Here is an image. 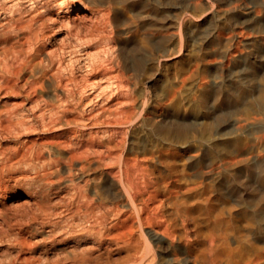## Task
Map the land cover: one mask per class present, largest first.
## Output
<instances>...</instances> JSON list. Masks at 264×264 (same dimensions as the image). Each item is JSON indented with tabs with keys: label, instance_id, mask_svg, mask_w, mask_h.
Listing matches in <instances>:
<instances>
[{
	"label": "rangeland",
	"instance_id": "rangeland-1",
	"mask_svg": "<svg viewBox=\"0 0 264 264\" xmlns=\"http://www.w3.org/2000/svg\"><path fill=\"white\" fill-rule=\"evenodd\" d=\"M32 1L0 0V23L5 24L10 13L14 14V25H18L19 20L25 22L28 15L35 12L44 18L32 25L41 31L38 41L31 39L9 50L7 68L13 69L22 60L34 55V61H40L36 68H46L52 61L55 66L73 70L76 77H83L88 83L90 80L105 82L98 80L102 73H116L118 78H123L126 86L123 91L129 92L131 101L136 104V113L143 111L157 123L188 134L191 138L190 149H178L179 155L187 163L194 160L199 162L206 156L203 134L218 135L234 118H244V107H248L257 117L251 128L258 134L263 133L264 0H61V4L59 0ZM70 18L82 26L79 39L69 32L72 28ZM12 30V41L19 40L20 30ZM17 33L18 37L14 36ZM3 55L0 52V78L8 75L2 63ZM83 71L86 74H82ZM25 88L19 86L8 92L0 89V118H5L3 129L0 128V168L4 167L2 172L10 185L13 184V180L7 177L10 173L19 174L25 170L22 174L30 177L38 173L31 179L32 188L39 192L36 196L18 186L20 188H15L4 200V205L12 210L35 212L39 205L43 209L50 208L46 198H40L41 192L45 194L47 179L54 178V175L47 178L41 176L44 170H48L49 162L57 161L62 181L68 178L65 158L70 146H76L78 139V105L70 100L62 102L72 111L66 115L76 118L74 122L61 125L57 121L52 123L60 115L54 114V111L63 108L55 100L52 86L46 81L42 89L37 88L36 94L30 96H27L28 88ZM115 91L110 88L101 98L107 99ZM56 92L62 95L60 89ZM106 95L109 96L106 98ZM170 102L179 103V109L170 107ZM189 105L197 107L191 109ZM251 128L244 127L243 130L249 131ZM140 129L129 125L127 139L139 135ZM9 156L13 157L11 161L6 160ZM250 161L257 165L264 163V141L257 143ZM77 164L74 162V165ZM159 168L162 174L170 176V180L175 179V176L167 173L165 164H159ZM204 170L207 171V168ZM242 172L247 174L244 168ZM74 184L78 185V179L74 178ZM252 186L255 188L253 193ZM240 187L243 197L237 194ZM168 190L169 197L181 194L175 186ZM213 190L212 199L204 203L199 202L202 198L199 190L184 193L186 205L193 206L198 202V212H206L205 217L201 216L208 227L206 243L217 244L221 233L214 230L212 223L216 217L223 216L219 212H225L221 211V207L227 201L235 206L231 212H235L236 216L244 209L242 203H246V212L254 223L250 237L264 244V188L259 186L257 179L248 184L223 177ZM53 191H47L51 201L55 198ZM65 194L63 200L66 203L70 195ZM63 203L50 210H62L65 206ZM167 206L172 207L170 204ZM65 209L66 206L64 212ZM236 223L246 231L239 222L238 225ZM27 230L30 234L35 233L33 228ZM146 231L153 233L151 229ZM228 242L235 250L236 242L232 235ZM241 246L248 247L244 243ZM211 253L208 254L209 259Z\"/></svg>",
	"mask_w": 264,
	"mask_h": 264
},
{
	"label": "bare ground",
	"instance_id": "bare-ground-1",
	"mask_svg": "<svg viewBox=\"0 0 264 264\" xmlns=\"http://www.w3.org/2000/svg\"><path fill=\"white\" fill-rule=\"evenodd\" d=\"M59 2L61 4V0ZM13 15L8 14L5 24L0 23V52L4 54L2 63L8 73L0 78V89L8 92L22 86L28 88L27 96H30L36 94L37 88L42 89L47 81L55 92V100L63 107L54 111V114L60 115L52 123L57 121L61 125L74 122L76 118L66 115L72 111L62 102L70 100L78 105V139L76 146H70L65 158L67 180L62 181L57 161H50L46 168L48 170L43 169L41 173L42 178L54 175L53 179H47L45 194H40L41 199L48 201V212L42 205L35 212H19L6 207L5 196L20 188L18 186L35 196L39 193L31 186V179L38 173L33 177L22 174L25 170L19 174L10 173L6 175L13 180L10 185L2 172L4 167L0 168V264H264V244L250 237L254 223L246 212L245 202L242 203L244 209L237 216L231 212L235 207L232 202L222 203L221 211L225 212H219L223 216L216 217L212 223L221 236L216 245H208V227L201 218L206 216V212H198V202L193 206L186 205L184 197V193L190 190H199L202 196L199 202L212 199L213 189L218 187L223 177L248 184H252L256 178L259 186L264 188V163L257 165L250 161L257 143L264 141V131L258 134L251 128L257 117L248 107H244V118H234L218 135L203 134L206 156L199 162L194 160L187 163L179 155L178 149H190L191 138L188 134L157 123L143 111L136 113V104L131 101L129 92L123 91L125 83L123 78L116 76L117 70L114 71L115 75L105 72L100 79L97 78L105 82L90 80L88 83L85 78L76 77L73 70L55 66L52 61L46 68H36L40 61L35 62L34 55L25 58L13 69L7 68L9 50L31 39L38 41L41 31L32 25L44 20L43 15L35 12L28 15L25 22L19 20L18 25H14ZM71 26L72 31L69 32L79 39L82 26L75 19H71ZM10 28L20 30L19 40L12 41L11 31L14 30ZM14 36L18 37V33ZM110 88L116 90L115 93L106 95V98L109 96L107 99L101 98ZM57 89L62 91V95L56 92ZM168 105L174 110L180 107L176 102ZM195 107L189 105L188 108ZM4 120L0 118L2 129ZM129 125L141 128L139 135L131 140L127 139ZM244 127L251 130L244 131ZM12 158L9 156L6 160L11 161ZM74 162L78 164L74 165ZM161 163L166 165L167 173L175 176L174 180L162 174L159 168ZM242 168L247 174L242 172ZM74 178L78 179V185L74 184ZM174 186L181 194L169 197L168 189ZM51 189L55 190L52 201L47 192ZM254 189L252 186V193ZM241 190L242 187L237 194L243 197ZM65 193L70 195L66 203L63 200ZM61 202L65 203L66 212L65 206L63 211L50 210ZM237 221L246 231L235 225ZM192 227H196L195 230ZM28 228H33L35 233H28ZM146 229H151L153 233H148ZM230 235L236 242L235 250L228 242ZM243 243L248 247H242ZM210 251L212 257L209 259Z\"/></svg>",
	"mask_w": 264,
	"mask_h": 264
}]
</instances>
